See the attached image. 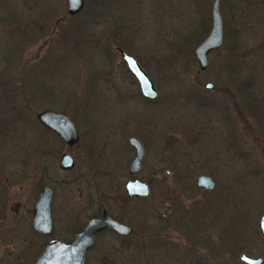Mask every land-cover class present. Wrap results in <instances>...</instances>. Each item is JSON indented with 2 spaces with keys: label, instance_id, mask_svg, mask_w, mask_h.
Segmentation results:
<instances>
[{
  "label": "rangeland",
  "instance_id": "1",
  "mask_svg": "<svg viewBox=\"0 0 264 264\" xmlns=\"http://www.w3.org/2000/svg\"><path fill=\"white\" fill-rule=\"evenodd\" d=\"M211 1L83 0L81 10L69 16L66 0H0V130L11 137L5 151L8 145L0 135V180H10L0 199H24L32 181L23 179L39 169L33 166L29 174V160L32 156L39 163L43 154L51 165L45 177L54 185L51 214L59 236V228L80 207L77 189L83 188L82 200L87 192L83 180H68L92 173L99 182L95 195L102 201L101 195L110 200L123 192L132 153L121 132L130 130L146 145L138 175L149 183L150 193L140 202L127 201L124 210L108 202L110 214L137 230L143 210H165L172 189L165 173L169 161H187L195 174L204 164H216L212 192L179 195L180 208L205 211L208 219L204 242L187 239L195 252L189 256L201 259L203 252L210 259L203 264H238L240 251L261 254L264 242L256 221L264 212V0L219 1L222 46L207 54L206 68L199 70L194 48L209 31ZM116 48L133 56L147 73L157 92L154 99L139 94ZM207 81L212 89L203 87ZM225 96L233 104L236 126L224 127L222 117L230 111L216 109ZM42 110L68 116L79 133L71 170L58 168L59 145L52 136L47 142L37 125H20L25 118L32 123ZM220 132L228 140L234 134L236 151ZM187 175L179 172V186ZM177 225L181 241L187 238L184 230L204 231L202 223L196 231L189 220ZM133 242V236L122 240L103 232L85 264H142L143 254ZM163 256L169 259L162 264H174L171 256Z\"/></svg>",
  "mask_w": 264,
  "mask_h": 264
},
{
  "label": "flooded vegetation",
  "instance_id": "2",
  "mask_svg": "<svg viewBox=\"0 0 264 264\" xmlns=\"http://www.w3.org/2000/svg\"><path fill=\"white\" fill-rule=\"evenodd\" d=\"M222 42H223V39L221 41V44L212 50H216V49L220 48L222 46ZM116 50L120 53V56H121L120 50H122V49L116 48ZM125 53H127V52H125ZM128 55H130V54H128ZM131 57H133V56H131ZM121 59H122V56H121ZM122 62L125 66V69L127 70L126 64L123 61V59H122ZM136 62H137V60H136ZM138 65H139V63H138ZM129 74H130V72H129ZM132 78H133L134 82L136 83L137 91L139 92L137 82L133 76H132ZM207 82H210V81H207ZM205 83L206 82L203 83V87L205 89H212L213 88L212 82H211L212 83L211 87H205L204 86ZM153 87H154V85H153ZM139 94H140V92H139ZM143 98L149 99V100L154 99V98H146V97H143ZM226 101H227V103L224 104ZM229 103H230V105H229ZM204 104H205L204 106H207L206 103H204ZM215 105H216V109H217V107L219 109H221L224 106L223 111L224 110L230 111L231 106H233V104L231 103V99L229 100L227 98V96H225L223 98V102L220 103V101H219L218 103H215ZM220 106H221V108H220ZM35 115H36V113L34 114V119H33L34 123L30 122L29 123L30 126H31V124L37 125L45 133V135H44L45 138L43 140H45L47 142H49L50 140H47L46 137L52 136V141L54 140V143H58V145H59V149H58L59 155H58L57 160H56L57 161L56 164H57L58 168L61 171L71 170L74 166L75 157H76V155L73 152V148L76 146V144L79 141V133L76 130L73 121H71V119L67 116L70 119L71 123L73 124L74 129L76 130V133H77L76 141L69 145V144L65 143L63 141V139L59 135H57L54 131H52L51 129L46 127L44 124L40 123L37 120ZM236 118H237V116L234 117L233 114L231 113V111H230V114L224 113V118L222 117L223 122L225 121L224 127H227L228 125L236 126ZM212 126H213L212 124L207 123V125L205 127H207V129H210V128H212ZM134 131H135V129H134ZM1 132L3 133V128L0 130V133ZM2 133L0 135L2 138L5 137V141L8 145V146H6V149H5V151H6L7 149H9V145H10L9 140L11 139V137L9 136L8 132L6 133V135L2 134ZM121 133H122V137H124L126 140L125 145H127V148L132 153L128 163L126 164V175H125L124 181L122 182L123 192L120 193L117 196V198H115V199L111 198L110 200L105 199V196L101 195L100 198L103 199V201H102V200H99V197H96V195H95L96 191H97L96 186H98L99 182H98L97 178L92 173L90 174V172H87L85 174L86 177L77 176V177H73L71 180H68L71 183L77 182L78 179L83 180L87 185V187H85L87 192H86L85 200H82L81 197H82L83 188L77 189L79 201L81 200L84 202L82 203L80 201V207H78V208H77V205L75 206L76 211L73 212V214H72L73 216L71 217L72 219H70L69 222L67 221L68 224L65 223L63 227L59 228V233H60L59 236L55 235L56 230H55V227L53 226V216L51 214V202H52V198H53L54 185L50 184L51 180H47L45 177V175L48 173L49 169H51V165L49 164L50 162L44 159L43 154H41V158L39 159L40 160L39 163L36 162L38 160L35 161L34 157H32V156H31V158L28 157V159L30 158L29 161H31V162H29V164H28V165H30V167L27 170V172H29V174H30V170L33 169V166L39 167V169L37 171V173H38L37 175L34 174L35 176L25 177L23 179L24 182L27 181L28 183H29V181H30V183L32 181L31 188H29V189L27 188L26 196L21 201L17 200L15 198V197H17V195H8L7 197L0 199V264H34L38 253L44 248V246L48 242L53 241V240H59V241L70 240L77 231L81 230L84 227V225L87 223V221L89 219L99 218L103 213L107 214L113 220H115L119 223H122L124 225H127L129 227V231L126 234H118L115 231H112L110 229H103V230H99V231L95 232L93 235L91 247L85 251L84 264H85L87 252L93 247L94 242H95V238L103 232H107V233H109V235L113 236L114 238L122 239V240H125L126 238L128 239L130 236H133V239H134L133 248H135L136 250H138L140 253L143 254V256L141 257V259L143 261L142 264H154L153 262H155V264H159V263L162 264L163 261H166L167 259H169L167 257H164L163 255L171 256L170 259L174 262V264H178V262L180 264H191V263L203 264L204 262L207 261L206 259L208 257H205L204 256L205 254L203 252H199V255H198L199 257H201V259L200 258L199 259H192L189 256L191 253L195 254V252L190 251V249H193L194 247H190V244L188 243V240H187L188 238H194V239L199 238L203 242L206 240V235H205L206 229H205L204 222H207L208 219L205 216L206 215L205 211H202V210L194 211V210H187L186 208H180L178 205L179 203H181V201L179 200L180 199L179 195H180L181 191L184 192L183 196L195 195L196 193L198 194L199 192H203V193L212 192L216 186V183H217L215 175L219 169V165L212 164V165H208V167H205V164H204V165H202V168L199 170V173L195 174V169L191 168L190 167L191 165L187 161H184V160L179 161V160H175V159H172L171 161H169L167 163L169 168L165 170V173L169 175V178L172 181V189H171V195L169 196L167 203L165 205V210L159 211L155 208H148L146 210H143V213L141 214L140 217H138V220H137V228L138 229L134 230L133 226L130 223H127L126 221L123 222L121 217L110 214L109 213L110 209L107 208L108 202L112 201L115 205H117L118 208L124 210L127 201L130 200V201H134V202H138V201L140 202L141 200L147 198V196L150 193L149 183L142 180L140 178V176L138 175L140 172V169H141V165H142L145 150H146L145 149L146 145L144 144V140H142L141 138L138 137L139 134L137 135L134 132H131L130 130H123ZM233 135L234 134L231 135L232 136V141H231L230 135H229V140H228L227 137L223 136V132L222 133L220 132V137L224 141L226 140L228 145H229V143L232 144V142H233V144L230 145L229 147L230 148L233 147L232 151H236V143L233 140ZM131 137H133L134 139H136L138 141V143L140 144L141 149H142V155H141V158H140L137 166L131 165L134 154H135V148L131 145V143L129 141V139ZM227 143H226V145H227ZM61 146H64L65 149L61 150L60 149ZM126 151H127V149H126ZM62 154H68L71 157V159L73 161V165L71 168H69V169H62L61 168L60 157ZM37 163H38V165H37ZM217 164H219V163H217ZM180 171H183V172L188 174L186 177H184L185 179L183 180L182 186H179V184L177 183L179 180L178 175H179ZM99 174H100V172H99ZM151 174L152 175L156 174V171H152ZM104 175L107 176L106 172L104 173ZM200 175H205V176H208L210 178V180L212 182L211 188L199 186L196 183V179ZM107 177H109V176H107ZM46 180L48 182H46ZM9 181L10 180L7 176H5L2 181L0 180V197H1V190L8 189V186L10 185ZM55 181H57V180H55ZM68 181H66L65 184ZM109 181L112 182V179L109 178ZM131 181L143 182L146 185L147 193L144 195L135 194V193L127 194L125 184L127 182H131ZM43 186H48L52 191L50 206H49V213H50V231H49V233H44V232L41 233V232L35 231L32 228L33 203H34L35 197H36L39 189ZM177 187L179 190L177 189ZM19 189H21V187H19ZM29 191H31L30 194H29ZM160 202H161V204H164L163 200H160ZM82 213H85V216L87 217L84 221H82L80 219L81 217H85L83 215L81 216ZM260 215H259V217H260ZM187 220L192 221L193 226L196 228V231H197L198 225L201 228V223H202L204 231L198 234L194 230H191L192 228L190 229L189 232L187 231L188 229L184 230L182 228V230L185 231V233L183 231H182V233H184L187 236V238L184 237V239L186 241H183V240L181 241L180 239L176 238L174 229L178 226L177 225L178 223L180 225L183 221H187ZM257 221H258V219H257ZM257 221H256V230L258 233ZM212 224H214V222ZM56 233H57V231H56ZM63 234H66V236H63ZM258 235H259V233H258ZM259 237L264 242V238L261 235H259ZM180 242L183 243V245H181ZM231 245L234 246L233 244H231ZM176 247L180 248V249H175ZM164 248L172 249L174 252L173 253L171 252L169 254H164L162 251V249H164ZM241 254H245L246 256H249L251 258H258V261L254 264H264V249H263L261 254L256 255V256H251L248 253H246L245 251L244 252L240 251L238 253V255L235 256L236 260H237L238 264H246L240 258ZM211 258L216 259L215 256H213Z\"/></svg>",
  "mask_w": 264,
  "mask_h": 264
},
{
  "label": "water",
  "instance_id": "3",
  "mask_svg": "<svg viewBox=\"0 0 264 264\" xmlns=\"http://www.w3.org/2000/svg\"><path fill=\"white\" fill-rule=\"evenodd\" d=\"M219 1H211L209 31L194 48V57L199 70L206 68L208 52L218 47L222 41V21L219 14ZM82 6L83 0H66L65 12L67 15L73 16L81 10ZM120 52L127 70L137 82L140 94L146 98H154L157 92L153 87L151 79L133 57L122 50ZM204 86L211 87L212 83L206 82ZM35 116L40 123L59 135L65 143L70 145L76 141V130L66 115L51 110H42L37 112ZM129 141L135 148L131 165L137 166L142 155V149L138 141L133 137ZM72 165L73 161L71 157L68 154H62L60 157L61 168L69 169ZM196 183L206 188L212 187L210 178L205 175L198 176ZM125 188L127 194L144 195L147 193L146 185L141 181L127 182ZM51 194V189L48 186H43L35 197L32 215V228L35 231L41 233H49L50 231L49 206ZM103 229H110L118 234H126L129 231L127 225L119 223L103 213L99 218L89 219L84 227L77 231L70 240H53L48 242L38 253L34 264H84L85 251L91 247L94 233ZM257 229L259 235L264 238V213L258 218ZM240 258L246 264H254L258 261V258H251L245 254H241Z\"/></svg>",
  "mask_w": 264,
  "mask_h": 264
},
{
  "label": "trees",
  "instance_id": "4",
  "mask_svg": "<svg viewBox=\"0 0 264 264\" xmlns=\"http://www.w3.org/2000/svg\"><path fill=\"white\" fill-rule=\"evenodd\" d=\"M9 80H12V83L13 82H16V81H19L20 79H15V78H8ZM17 115H19V114H17ZM24 120H26V121H24ZM24 120H20L21 122H20V125H23V123L25 124V122H27L26 124H25V126L23 125V127L24 128H26V129H28V127L30 126V122H31V119H29V118H25ZM36 122V121H35ZM34 123V122H33ZM20 129H21V133H22V135H25L26 133H27V131H26V129H22L21 127H20Z\"/></svg>",
  "mask_w": 264,
  "mask_h": 264
}]
</instances>
